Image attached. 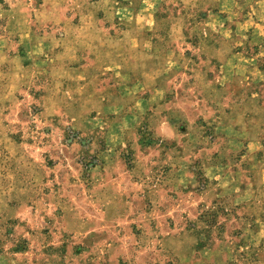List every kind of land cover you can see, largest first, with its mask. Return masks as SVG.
<instances>
[{"label":"rangeland","instance_id":"1","mask_svg":"<svg viewBox=\"0 0 264 264\" xmlns=\"http://www.w3.org/2000/svg\"><path fill=\"white\" fill-rule=\"evenodd\" d=\"M0 264H264V0H0Z\"/></svg>","mask_w":264,"mask_h":264}]
</instances>
